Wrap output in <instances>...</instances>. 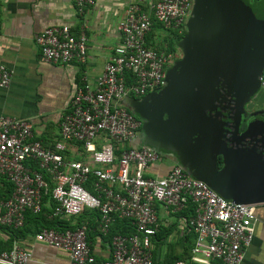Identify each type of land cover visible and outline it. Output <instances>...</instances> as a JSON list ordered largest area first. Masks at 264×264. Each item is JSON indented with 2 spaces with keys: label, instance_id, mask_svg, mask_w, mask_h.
Wrapping results in <instances>:
<instances>
[{
  "label": "built area",
  "instance_id": "built-area-1",
  "mask_svg": "<svg viewBox=\"0 0 264 264\" xmlns=\"http://www.w3.org/2000/svg\"><path fill=\"white\" fill-rule=\"evenodd\" d=\"M72 1L80 13L94 4ZM192 4L193 0L128 1L117 24L120 42L95 84L84 82L74 91L59 124L60 140L53 147L33 138L28 120L0 116V177L12 186L10 195L0 198V225L20 227L27 211L40 212L47 175L53 182V215L72 216L86 207L99 212L104 235L117 219H128L135 228L129 235L111 234L110 255L101 261L91 251L85 224L41 228L34 234L36 241L65 251L74 264H155L150 238L158 229L156 201L175 211L191 201L194 214L186 222L196 234L192 252L219 264L240 263L252 239L255 204L226 199L179 163L161 177L145 176L160 153L141 142V119L124 103L128 96L141 98L165 85L166 71L180 50L157 48L146 37L153 23L161 26L155 42L171 31L183 34ZM35 42L47 62H84L87 55L86 35L72 34L67 24L43 28ZM10 79L11 71L0 64V87L8 86ZM258 80L264 88V66ZM70 145L75 153L66 155ZM79 149L83 158H78ZM34 161L38 169L28 164ZM29 259L30 251L18 244L0 252V264H26Z\"/></svg>",
  "mask_w": 264,
  "mask_h": 264
},
{
  "label": "water",
  "instance_id": "water-1",
  "mask_svg": "<svg viewBox=\"0 0 264 264\" xmlns=\"http://www.w3.org/2000/svg\"><path fill=\"white\" fill-rule=\"evenodd\" d=\"M177 46L162 89L124 99L144 120L141 142L235 203L264 202V110L246 106L264 66V3L193 0Z\"/></svg>",
  "mask_w": 264,
  "mask_h": 264
},
{
  "label": "crops",
  "instance_id": "crops-1",
  "mask_svg": "<svg viewBox=\"0 0 264 264\" xmlns=\"http://www.w3.org/2000/svg\"><path fill=\"white\" fill-rule=\"evenodd\" d=\"M128 1L94 0L93 5L80 13L72 0H0V64L11 71L8 86L0 87V116L28 120L33 138L46 147H53L60 140L59 124L68 111L74 91L84 82L95 84L113 48L120 42L117 24ZM62 24H67L74 35H86L84 62L72 59L61 64L42 58L35 42L36 35L47 26ZM155 33H148L146 41L155 42L158 38ZM68 149L66 155L75 153L73 145ZM77 153L78 158H83L81 149ZM159 153L160 158L150 165L145 176L161 177L177 164L175 155L166 151ZM11 190L8 181L0 177V198H7ZM191 205L194 211L191 201L183 209ZM154 206L158 229L150 238V250L155 264H173L177 260L185 264H219L216 259L192 252L197 245L196 234L186 221L194 212L186 215L183 209L175 211L159 201ZM54 216L25 218L22 228L26 232L17 235L12 234L9 227L0 225V251L18 244L30 251L26 264H74L65 251L36 241L34 234L42 227L60 224L69 228L80 223L87 227V240L95 259L101 261L109 257V237L100 230L96 209L85 207L76 215ZM114 223L110 227L115 234L132 232L129 221L127 224L119 219ZM252 226V239L243 248L239 264H264V202L255 204Z\"/></svg>",
  "mask_w": 264,
  "mask_h": 264
},
{
  "label": "trees",
  "instance_id": "trees-1",
  "mask_svg": "<svg viewBox=\"0 0 264 264\" xmlns=\"http://www.w3.org/2000/svg\"><path fill=\"white\" fill-rule=\"evenodd\" d=\"M160 28H161V26L159 25V24H157V23H153V27H152V29H151V31L149 32V33H152L153 32V34L155 33V30H160ZM184 34V33H183ZM183 34H180V35H177L175 32H172L171 31V34H169L168 36H165L162 40H161V42H154V43H152L154 46H156L157 48H163V47H165L166 48V50H168V51H175L177 48H178V46H177V43L179 42V40L181 39V37L183 36ZM159 43V44H158ZM30 167H32L33 169H38V165H37V163L34 161V162H30ZM92 179V176H90V180ZM46 180L48 181V190L46 191V193H44L43 194V197H42V207H41V210H40V212L39 213H37V214H34V213H32V212H30V211H27L26 213H25V216H24V222H23V225H24V223H25V218L26 219H28V218H31V219H38L39 217L40 218H47V216L48 215H51V216H53V209H54V200L52 199V197H51V189H52V187H53V182L49 179V177H47V175H46ZM9 183V182H8ZM9 185H11L10 183H9ZM86 187L90 190V191H92L93 192V189L91 188V185H90V183H87L86 184ZM11 189H12V186H11ZM193 206L191 205V206H188V207H186L185 209H183L182 210V213H184V214H193ZM54 217H56V216H54ZM57 218V217H56ZM99 218H100V215H99ZM121 220H123V222L125 221V222H127V224H128V219H121ZM59 222V221H58ZM119 222V219H117L116 221H115V223L114 224H116V223H118ZM129 223H131L130 221H129ZM22 225V226H23ZM79 225H81L80 223L78 224V225H76V226H79ZM113 225V224H112ZM132 225V224H131ZM1 226H5V225H1ZM22 226H20V227H13V226H6V227H9L10 228V230H11V233L12 234H15V235H17L18 233H21L22 231H23V233L24 232H26V230H24L23 228H22ZM75 226V227H76ZM75 227H69V228H75ZM42 228H55V229H58V230H63V229H65V228H67V227H65V226H62V225H53V226H48V227H42ZM131 228H132V232L131 233H134L135 232V228H134V226L132 225L131 226ZM40 230V229H39ZM38 230V231H39ZM115 232H114V230H113V228L112 227H110V229H109V233L107 234V237H109L111 234H114ZM130 233V234H131ZM11 248V246H9V248H7V249H10ZM7 249H4V250H7ZM2 251V250H1ZM0 251V252H1Z\"/></svg>",
  "mask_w": 264,
  "mask_h": 264
},
{
  "label": "flooded vegetation",
  "instance_id": "flooded-vegetation-1",
  "mask_svg": "<svg viewBox=\"0 0 264 264\" xmlns=\"http://www.w3.org/2000/svg\"><path fill=\"white\" fill-rule=\"evenodd\" d=\"M250 2L257 1V2H263L264 0H249ZM179 53V58L181 56V51ZM250 101L246 103V106L251 108L250 111L254 113L256 116H260L261 112L264 110V88L261 86L258 87L257 91L253 96H250ZM144 123V120L141 119V127ZM244 125V124H243ZM141 130V129H140Z\"/></svg>",
  "mask_w": 264,
  "mask_h": 264
},
{
  "label": "rangeland",
  "instance_id": "rangeland-1",
  "mask_svg": "<svg viewBox=\"0 0 264 264\" xmlns=\"http://www.w3.org/2000/svg\"><path fill=\"white\" fill-rule=\"evenodd\" d=\"M164 37L162 36V37H160V40L159 41H157V42H161V40L163 39ZM155 40H156V38H155ZM159 44V43H158ZM221 195V194H220ZM227 199V198H226Z\"/></svg>",
  "mask_w": 264,
  "mask_h": 264
}]
</instances>
